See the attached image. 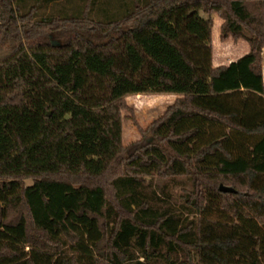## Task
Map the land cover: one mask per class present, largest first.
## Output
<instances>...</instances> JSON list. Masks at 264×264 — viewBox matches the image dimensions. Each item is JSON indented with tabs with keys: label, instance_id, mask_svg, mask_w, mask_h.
I'll list each match as a JSON object with an SVG mask.
<instances>
[{
	"label": "trees",
	"instance_id": "16d2710c",
	"mask_svg": "<svg viewBox=\"0 0 264 264\" xmlns=\"http://www.w3.org/2000/svg\"><path fill=\"white\" fill-rule=\"evenodd\" d=\"M212 13L263 77L264 0H0V264H264V94L215 89Z\"/></svg>",
	"mask_w": 264,
	"mask_h": 264
},
{
	"label": "rangeland",
	"instance_id": "374dc122",
	"mask_svg": "<svg viewBox=\"0 0 264 264\" xmlns=\"http://www.w3.org/2000/svg\"><path fill=\"white\" fill-rule=\"evenodd\" d=\"M210 17L212 19L213 65H225L228 67V71L224 74V76H226L225 78L230 81H235L229 90L242 88L254 89L249 81L248 42L243 39L234 40L233 38L222 40V17L218 13H212L210 14ZM52 41H57L59 43V41L54 38ZM262 67L264 75V53ZM177 96L175 94L168 93L128 96L126 98L127 108L122 111V141L124 146H129L135 142L154 141L153 128L155 122L165 115L166 110L175 102ZM252 164H254L257 168H261L264 165V155L261 150H257L254 163ZM246 166V162L237 161L234 163L224 162L221 167L223 170L229 171L243 170ZM32 182L33 178L25 180L27 185L32 184ZM174 193L178 198L181 194L180 188L176 187L174 189Z\"/></svg>",
	"mask_w": 264,
	"mask_h": 264
},
{
	"label": "crops",
	"instance_id": "0c3cea01",
	"mask_svg": "<svg viewBox=\"0 0 264 264\" xmlns=\"http://www.w3.org/2000/svg\"><path fill=\"white\" fill-rule=\"evenodd\" d=\"M248 62H249V60H248ZM223 66H225V65H223ZM214 67H218V66H214ZM225 77L226 76L223 75L220 79L218 78L215 80V88L219 92L229 91L232 84L235 83V81H233V80L230 81V80L226 79ZM249 81H250V84L253 86L255 91L262 93V94L264 93V75L261 78H257L249 72ZM258 149L261 150L263 152V155H264V139L255 147L254 153H253V159L251 160L252 163H254L255 154H256ZM255 168H257V167L255 166ZM257 169L264 171V165L261 168H257Z\"/></svg>",
	"mask_w": 264,
	"mask_h": 264
},
{
	"label": "water",
	"instance_id": "95a60500",
	"mask_svg": "<svg viewBox=\"0 0 264 264\" xmlns=\"http://www.w3.org/2000/svg\"><path fill=\"white\" fill-rule=\"evenodd\" d=\"M52 43H53L54 45L59 44L57 41H53ZM219 189H220V191H222V192H230V193H232V192H236V190H235L234 188H232V187H228V186H225V185H223V184H220Z\"/></svg>",
	"mask_w": 264,
	"mask_h": 264
}]
</instances>
